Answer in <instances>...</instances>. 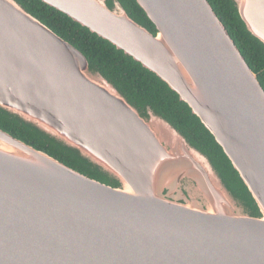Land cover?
I'll list each match as a JSON object with an SVG mask.
<instances>
[{"label": "water", "instance_id": "1", "mask_svg": "<svg viewBox=\"0 0 264 264\" xmlns=\"http://www.w3.org/2000/svg\"><path fill=\"white\" fill-rule=\"evenodd\" d=\"M155 74L222 148L255 209L211 159L139 110L17 0H0V111L106 175L0 128V264H264V89L208 0H41ZM264 45V0H231Z\"/></svg>", "mask_w": 264, "mask_h": 264}, {"label": "trees", "instance_id": "2", "mask_svg": "<svg viewBox=\"0 0 264 264\" xmlns=\"http://www.w3.org/2000/svg\"><path fill=\"white\" fill-rule=\"evenodd\" d=\"M17 1L58 36L78 49L89 63L110 80L139 110L142 111L145 106H148L167 119L190 143L211 159L229 188L248 202L255 209V214H258L246 186L241 182L238 173L233 169L212 134L195 115L191 114L188 105L179 101L178 95L155 74L142 67L130 56H126L123 51L116 49L107 40L98 37L41 0ZM118 1L131 18L155 33L154 25L136 0ZM107 2L111 4L112 0ZM208 2L249 67L257 74L264 89V45L246 30L231 0H208ZM0 128L45 151L70 168L113 185L106 175L91 167L71 151L2 111H0Z\"/></svg>", "mask_w": 264, "mask_h": 264}]
</instances>
